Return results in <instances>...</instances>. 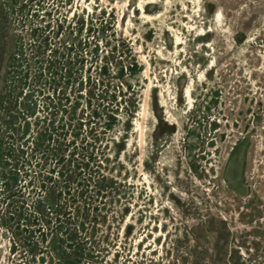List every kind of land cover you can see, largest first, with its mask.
I'll use <instances>...</instances> for the list:
<instances>
[{
    "label": "rangeland",
    "instance_id": "374dc122",
    "mask_svg": "<svg viewBox=\"0 0 264 264\" xmlns=\"http://www.w3.org/2000/svg\"><path fill=\"white\" fill-rule=\"evenodd\" d=\"M0 264H264V0H0Z\"/></svg>",
    "mask_w": 264,
    "mask_h": 264
}]
</instances>
